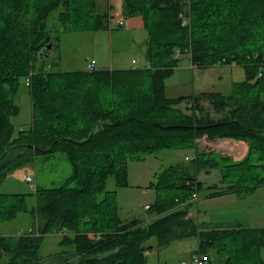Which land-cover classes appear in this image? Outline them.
I'll list each match as a JSON object with an SVG mask.
<instances>
[{"label": "trees", "instance_id": "trees-1", "mask_svg": "<svg viewBox=\"0 0 264 264\" xmlns=\"http://www.w3.org/2000/svg\"><path fill=\"white\" fill-rule=\"evenodd\" d=\"M122 9L125 18L143 19L147 65L61 71L52 62L46 69L51 16L57 13L63 30L75 33L108 29L111 14L100 12L97 0H0V182L38 154L63 152L71 165L66 183L37 188L31 205L27 194L0 193V224L22 212L33 220L26 233L0 234V264H147L152 238L161 249L197 238L207 264H264V227L205 228L187 217L193 194L203 191L202 171H221L222 184L206 188L209 197L264 187V0H122ZM178 53L198 68L242 66L245 79L229 93L168 98L166 80ZM22 79L32 123L16 132ZM203 137L243 141L248 153L223 164L217 154L195 149ZM192 149L195 159L169 166L151 182L158 194L149 210L153 220L119 216L116 192L106 190L110 178L126 187L130 161ZM239 168L242 178H228ZM52 234L59 235L57 250L45 256Z\"/></svg>", "mask_w": 264, "mask_h": 264}, {"label": "rangeland", "instance_id": "rangeland-1", "mask_svg": "<svg viewBox=\"0 0 264 264\" xmlns=\"http://www.w3.org/2000/svg\"><path fill=\"white\" fill-rule=\"evenodd\" d=\"M48 25L51 29L54 44L51 48L52 57L48 61L46 69H52V62V65H55L52 66L55 70H84L87 62L91 60H95L96 70H99L100 66L108 68L111 66L110 63H114L115 66L120 68H126L131 65L132 59L138 61L136 65L138 67L147 65L145 39L148 37V32L146 29L135 31L136 33L133 36L130 35L133 31L127 30L126 27H116V25L113 26L112 30L67 32L63 30L58 22L57 13L51 16ZM179 57L181 58L178 61L177 72L168 79V86L170 93H172L173 88H178V92L182 94L189 92V88L192 87L193 70L187 54H182ZM42 64L43 62L40 61L37 67H43ZM198 71L204 74H200L198 77L195 76L196 90L194 93L196 94L199 90L229 93L231 84L245 79V71L242 66L201 68ZM200 81L203 82V87H200L203 89L198 87ZM16 104L19 106L20 112L12 118V124L16 132L27 130L32 123V104L29 87L24 79L19 84ZM203 105L212 116L215 118L220 117L215 113L209 102L204 101ZM197 148L195 149L197 150ZM195 149L189 151L162 150L156 155L157 158L150 156L145 159L130 161L128 164V186L126 187H118L116 180L110 178L106 183V190L116 192L119 216L123 220H153L155 215L145 211L143 207L151 205L156 200V191L151 187L154 174L170 165L177 164L184 155H190L192 152L197 155ZM216 154L218 160H221L223 164L234 162L232 157L224 160L221 154L218 152ZM70 175L71 165L63 152L38 154L10 170L8 175L0 182V193L27 194V201L31 205L37 188H58L66 183ZM233 175L242 178L243 170L239 168L237 173L232 172L228 178L233 177ZM28 176L32 177L33 181H27ZM199 179L202 181L203 190L205 191L198 193V200L192 201L193 210L199 211V214H203L204 217L205 212L216 218L223 215L229 217L241 215L249 220L257 221L256 225L264 227V187L234 196L237 198L230 201L225 198L227 196L218 198L206 197L205 195L207 187L222 184L220 172L213 170L207 174L202 173L199 175ZM161 195L165 196V192H162ZM32 225L33 220L30 214L22 212L15 219L1 223L0 234H23L28 232ZM58 236L55 234L47 236L42 248L45 256L57 250ZM191 243L193 242L182 241L171 244L167 248L159 249L156 238H152L147 242L148 246H152L147 252V264H181L182 262L192 264L189 253L195 249L192 247L194 243L193 245ZM261 259L264 261V247L261 249Z\"/></svg>", "mask_w": 264, "mask_h": 264}, {"label": "crops", "instance_id": "crops-1", "mask_svg": "<svg viewBox=\"0 0 264 264\" xmlns=\"http://www.w3.org/2000/svg\"><path fill=\"white\" fill-rule=\"evenodd\" d=\"M97 8L100 12L109 13L112 16V18L110 20V27L107 30H112L114 25H116V27H118V26L119 27H126L127 30H129L131 32L133 31L130 34L133 36L136 33L135 31H140L142 29H145L144 24H143V19L140 16L128 17V18L124 17L123 9H122V0H97ZM120 22H122V24H120ZM147 38L145 39V47H146ZM133 60L136 61V64H133ZM190 62H191V59H190ZM137 63H138V61L136 59H132L131 65L129 67H126V68H120L118 66H115L114 63H110L111 66H109L108 68H106L105 66H100L98 69L99 70L128 69V68L134 67L135 65H137ZM191 66H192V70H193L192 71L193 83H192V87L189 88V92H187V93L184 92V93L180 94V92H178V88H176L177 90L173 88L171 90L172 93L169 92L168 79L170 77H173V75L177 72V67H176L175 70L173 71L172 75L170 77H168L166 80V96L168 98H179V97H185V96L189 97V96L196 94V93H194L196 90L195 89L196 88L195 76L198 77V75H200V74L202 75L204 73L201 71H198L201 68L195 67L192 64V62H191ZM198 87H199V89H203V88H200V87H203V82L200 81ZM231 88H232V84H231ZM202 92H219V91L199 90L198 93H202ZM205 138L206 137L199 139V141L197 143V145H198L197 151L198 152L206 151L208 153L211 152V153H215V154H216V152H218L219 154L222 155V157H227V158L232 157L234 159V162L241 161L248 153L249 147H248L247 143H245L243 141H239V140H235V139H231V138H223V139H217V140L212 141V140H208L207 138L206 139ZM224 154H226L227 156ZM156 155H153L152 157L157 158ZM194 156L196 157V154L194 155L193 152L190 155H184L182 157L181 161L178 162L177 164L186 163L187 161H190V160L186 159L187 157H194ZM148 157H150V156H148ZM177 164H173V165H177ZM165 169L166 168H164V170ZM213 170H217L218 172L221 173L220 169H218V168H213L211 171H213ZM162 171H159V172L157 171L153 176L154 179H155L156 175H158ZM210 172H208V173H210ZM202 173L207 174L206 171H202V172H200L199 175H201ZM199 175H198V179H199ZM200 182L202 183V181H200ZM202 185H203V183H202ZM250 192H252V191H250ZM243 193H247V192H243ZM156 194H157V191H156ZM239 194H242V193L232 192V193H226L223 195H218V196H213V197H218V198L223 197L224 198L225 196H227L225 198H228V200L233 201V200H235L234 198H237L234 196H237ZM206 197H209V196L206 195ZM157 198H158V194H157L156 200H157ZM148 212H150V211H148ZM192 212H193V218L198 220V223L205 228L209 227V225L226 226V225L232 224V223H243V224H246L247 226H249L251 228H263L261 226L256 225L257 221L255 222L253 219L249 220L246 217L241 216V215L233 216V217L223 215V216H218L216 218V217L212 216L211 214H209L208 212H205V217L202 216L203 214H199V211L196 212L195 210H193ZM143 221H146V220H143ZM146 222H149V221H146ZM182 241H191L194 243V245H193V243H191V245H193L192 247L195 250H192L189 253V258L191 259L192 255L198 252V239L197 238H187V239L176 241V242L172 243V245L176 244L177 242H182ZM159 249H161V248H159ZM162 249H164V248H162Z\"/></svg>", "mask_w": 264, "mask_h": 264}, {"label": "built area", "instance_id": "built-area-1", "mask_svg": "<svg viewBox=\"0 0 264 264\" xmlns=\"http://www.w3.org/2000/svg\"><path fill=\"white\" fill-rule=\"evenodd\" d=\"M120 24H122V22H120ZM179 56H180V53H178L176 55V57H179ZM133 64H136V61L135 60H133ZM95 65H96L95 60H91V61L87 62L86 69L89 70V71H93V70L96 69ZM134 67H136V65ZM186 159L187 160H193V159H195V156L194 157H187ZM26 180L29 181V182H31V181H33V178L30 177V176H28L26 178ZM195 200H198V193L197 192H195L193 194L192 199H191V201H195ZM143 208H144L145 211H149L150 210V205H145ZM187 217H193V212L190 211L187 214ZM90 236L92 238H96V239H99L100 238V235L99 234H97V235L96 234H90ZM208 261H209L208 255H205V254H202V253H199V252L193 254L192 257H191V259H190V262H192V264H207ZM181 264H189V262H182Z\"/></svg>", "mask_w": 264, "mask_h": 264}, {"label": "water", "instance_id": "water-1", "mask_svg": "<svg viewBox=\"0 0 264 264\" xmlns=\"http://www.w3.org/2000/svg\"><path fill=\"white\" fill-rule=\"evenodd\" d=\"M52 47H53V43H52V42L49 43V44L45 47L44 52H47L46 57H49V56L52 54V52H51V48H52Z\"/></svg>", "mask_w": 264, "mask_h": 264}]
</instances>
